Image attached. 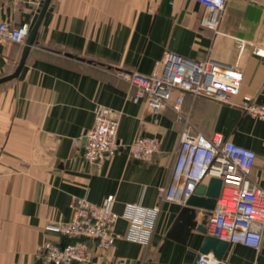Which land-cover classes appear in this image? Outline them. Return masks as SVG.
I'll use <instances>...</instances> for the list:
<instances>
[{
    "label": "crops",
    "instance_id": "1",
    "mask_svg": "<svg viewBox=\"0 0 264 264\" xmlns=\"http://www.w3.org/2000/svg\"><path fill=\"white\" fill-rule=\"evenodd\" d=\"M40 10L0 0V20L13 26L32 28ZM208 13L199 0L51 1L20 75L0 84V264H43L38 250L49 240L65 242L46 225L70 221L75 198L104 204L109 195L121 215L115 226L121 234L141 218L132 204L160 211L149 244L118 239L96 253L100 264H196L205 234L195 229L185 240L170 235L186 202L161 194L172 180L183 125L172 106L154 113L136 101V87L122 75L151 74L166 51L241 68V90L229 103L188 93L183 111L206 135L219 132L253 149L251 178L264 186V122L243 107L245 96L264 104V58L238 42H264V0H227L219 33L201 25ZM24 45L0 44V78L15 72ZM101 105L119 121L123 147L99 168L73 142L93 127ZM140 136L160 139L152 160L131 156L128 146ZM219 261L264 264V230L259 249L230 242Z\"/></svg>",
    "mask_w": 264,
    "mask_h": 264
},
{
    "label": "built area",
    "instance_id": "2",
    "mask_svg": "<svg viewBox=\"0 0 264 264\" xmlns=\"http://www.w3.org/2000/svg\"><path fill=\"white\" fill-rule=\"evenodd\" d=\"M44 1L12 0L15 4L29 3L36 8H41ZM199 1L209 9L201 19V25L219 33V19L227 0ZM30 30L28 23L13 26L0 20V44L13 42L24 45ZM238 42L240 48L250 46L254 55L264 58V42L254 43L239 38ZM122 75L136 87V101H145L154 113L172 106L177 113V121L183 125L172 166V180L161 188L162 198L184 204L205 178H221L223 187L209 216V231L223 240L242 242L259 249L264 230V186L251 178L257 153L222 133L208 136L197 130L183 111L188 93L229 103L232 96L241 90L244 80L241 68L213 58L197 61L166 51L151 74L126 70ZM243 107L248 114L264 122V104L245 96ZM118 130L119 121L112 110L101 105L95 110L93 127L73 143L76 146L82 144L86 161L102 168L106 160L123 147ZM128 147L133 158L148 161L160 151L161 142L156 136H140ZM114 203V195H109L104 204L93 203L88 196L75 198L70 221L46 225L60 233L65 242L47 241L38 250L43 264H100L95 259L96 253L111 248L121 238L149 244L160 208L132 204L130 209L141 218L139 221L131 220L128 231L121 234L115 230L121 215L114 210ZM219 263L212 253L200 254L196 262Z\"/></svg>",
    "mask_w": 264,
    "mask_h": 264
},
{
    "label": "water",
    "instance_id": "3",
    "mask_svg": "<svg viewBox=\"0 0 264 264\" xmlns=\"http://www.w3.org/2000/svg\"><path fill=\"white\" fill-rule=\"evenodd\" d=\"M52 0H45L38 18L30 30L24 45L21 60L15 72L0 78V84L17 78L24 68L31 48L36 43V38L46 14V11ZM223 187V180L219 177H211L208 183H200L195 192L188 198L185 206L182 208L178 219L176 220L170 235H179L182 240L188 239L193 230L201 231L205 234L200 252L201 254L213 253L218 260H222L230 242L223 240L209 233L208 217L216 207L217 198L219 197ZM202 210L203 219L198 221L199 212ZM200 256V255H199ZM199 256L197 260L199 259Z\"/></svg>",
    "mask_w": 264,
    "mask_h": 264
}]
</instances>
